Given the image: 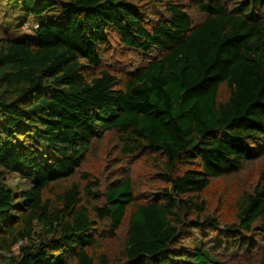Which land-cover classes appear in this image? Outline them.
<instances>
[{
	"label": "trees",
	"instance_id": "obj_1",
	"mask_svg": "<svg viewBox=\"0 0 264 264\" xmlns=\"http://www.w3.org/2000/svg\"><path fill=\"white\" fill-rule=\"evenodd\" d=\"M3 5L18 15L0 25V264H264V169L213 191L230 197L224 227L206 202L264 160V0ZM117 48L138 65L111 69ZM105 137L103 182L85 165ZM135 162L154 197L138 199Z\"/></svg>",
	"mask_w": 264,
	"mask_h": 264
},
{
	"label": "rangeland",
	"instance_id": "obj_2",
	"mask_svg": "<svg viewBox=\"0 0 264 264\" xmlns=\"http://www.w3.org/2000/svg\"><path fill=\"white\" fill-rule=\"evenodd\" d=\"M150 7L151 6H149V8ZM15 14L18 15V12L13 11V9L3 5L2 14H0V25H3L4 21H6L7 18V21H12V18L15 17ZM14 24L17 25L18 21H14ZM35 26V23L31 21V23H25L22 29L19 28V31H22L21 35H32L33 32L31 29H33ZM137 58H139V55L137 53H134L130 50L127 51L125 49L117 48L111 49L105 55V63H107L108 66L111 69H114L115 71L126 72L127 70L129 71L130 69L138 65L136 62ZM97 146L99 151L98 158L95 159L93 158V156L87 158L85 167L88 168L92 175L99 178L101 181L106 182L116 173L115 164L118 162V160L116 159L117 155L115 152V143L112 138L105 137L100 141L99 144H97ZM131 169L132 174L136 177L138 199L145 200L150 197H154L156 195V191L159 187V184H153L150 182V179H148V181L145 178L146 175H150L151 169L145 165H142L140 162L132 163ZM261 169H264V160L258 161L254 163V165L239 171L240 174L234 175L230 183L227 179L212 182L211 188L207 191L206 202L208 204L209 212L212 213L216 220L220 221V225L222 227L233 221V211L230 206V197L226 198V200L221 201V204L219 205L216 201L220 200V192H217V195L215 196L213 191H219L222 190V187L226 188L231 186V192H233L234 188L237 185L244 186L250 184L254 180L257 171H260ZM7 183L14 190L21 191L23 189L28 188L31 184V181L24 180L18 176L13 175V177L7 180ZM150 183L153 185H150ZM224 235H226V233L220 231L217 234V237L221 238ZM119 246L120 240L118 238H115L110 242V247L108 251L110 252L111 256L117 254ZM234 256H239L241 260L251 261V258L248 254H241L235 252L228 253L223 258L231 259Z\"/></svg>",
	"mask_w": 264,
	"mask_h": 264
}]
</instances>
